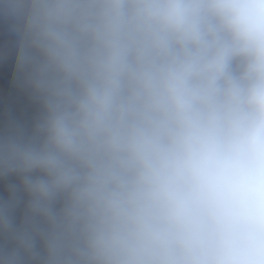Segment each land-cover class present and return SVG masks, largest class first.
I'll return each mask as SVG.
<instances>
[{"label": "clouds", "instance_id": "clouds-1", "mask_svg": "<svg viewBox=\"0 0 264 264\" xmlns=\"http://www.w3.org/2000/svg\"><path fill=\"white\" fill-rule=\"evenodd\" d=\"M0 264H264V0H0Z\"/></svg>", "mask_w": 264, "mask_h": 264}]
</instances>
